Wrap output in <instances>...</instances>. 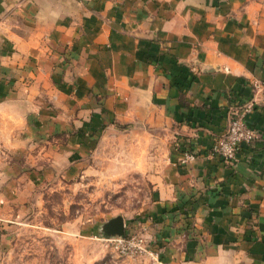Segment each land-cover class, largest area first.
Returning a JSON list of instances; mask_svg holds the SVG:
<instances>
[{"label":"crops","instance_id":"crops-1","mask_svg":"<svg viewBox=\"0 0 264 264\" xmlns=\"http://www.w3.org/2000/svg\"><path fill=\"white\" fill-rule=\"evenodd\" d=\"M245 104L259 139L230 166L211 149ZM33 126L80 155L133 128L187 264H264V0H0V128Z\"/></svg>","mask_w":264,"mask_h":264},{"label":"rangeland","instance_id":"rangeland-1","mask_svg":"<svg viewBox=\"0 0 264 264\" xmlns=\"http://www.w3.org/2000/svg\"><path fill=\"white\" fill-rule=\"evenodd\" d=\"M21 116L26 124L28 115ZM32 128L33 137L18 144L0 128V264L191 261L184 239L172 238L176 220L158 213L143 174V164L150 168L155 160L143 159V142H130L133 128H112L81 155L67 144L76 128L51 127L42 135ZM116 217L124 235H105L103 227Z\"/></svg>","mask_w":264,"mask_h":264},{"label":"built area","instance_id":"built-area-1","mask_svg":"<svg viewBox=\"0 0 264 264\" xmlns=\"http://www.w3.org/2000/svg\"><path fill=\"white\" fill-rule=\"evenodd\" d=\"M251 110L252 106L249 104H245L239 109H233L229 114L225 130L215 139L212 146L211 154L230 166H234L237 162V155L242 145H253L259 139L258 132L248 127L245 122V118ZM182 152V163L195 158L187 148Z\"/></svg>","mask_w":264,"mask_h":264},{"label":"water","instance_id":"water-1","mask_svg":"<svg viewBox=\"0 0 264 264\" xmlns=\"http://www.w3.org/2000/svg\"><path fill=\"white\" fill-rule=\"evenodd\" d=\"M104 234L107 236L122 237L124 235V222L121 217L110 220L104 227Z\"/></svg>","mask_w":264,"mask_h":264},{"label":"trees","instance_id":"trees-1","mask_svg":"<svg viewBox=\"0 0 264 264\" xmlns=\"http://www.w3.org/2000/svg\"><path fill=\"white\" fill-rule=\"evenodd\" d=\"M239 108H240V107H239ZM239 108H237V109H239ZM117 128H120V129H121V128H123V127H117ZM187 203H188V202H187ZM183 205H184V203H183ZM188 225H189V224H187V226H188Z\"/></svg>","mask_w":264,"mask_h":264}]
</instances>
